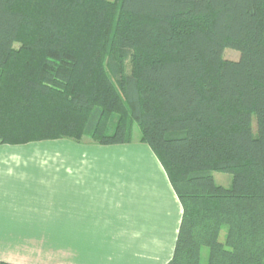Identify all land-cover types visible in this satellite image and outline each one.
<instances>
[{
  "label": "trees",
  "instance_id": "obj_1",
  "mask_svg": "<svg viewBox=\"0 0 264 264\" xmlns=\"http://www.w3.org/2000/svg\"><path fill=\"white\" fill-rule=\"evenodd\" d=\"M134 126L182 207L166 264H264V0H0V146Z\"/></svg>",
  "mask_w": 264,
  "mask_h": 264
},
{
  "label": "crops",
  "instance_id": "obj_2",
  "mask_svg": "<svg viewBox=\"0 0 264 264\" xmlns=\"http://www.w3.org/2000/svg\"><path fill=\"white\" fill-rule=\"evenodd\" d=\"M181 218L141 142L0 146V262L166 264Z\"/></svg>",
  "mask_w": 264,
  "mask_h": 264
},
{
  "label": "rangeland",
  "instance_id": "obj_3",
  "mask_svg": "<svg viewBox=\"0 0 264 264\" xmlns=\"http://www.w3.org/2000/svg\"><path fill=\"white\" fill-rule=\"evenodd\" d=\"M112 2H115L117 0H111ZM224 57L229 60H238L239 58V52L226 49L224 52ZM254 127H256L255 121H254ZM140 132L137 126L133 127V141L132 142H140ZM215 181L218 185H222L224 187H229L232 182V175L226 174V173H220L216 172L214 173ZM226 227L223 228L222 234H221V240H224V236L226 234ZM202 264H208V249L203 248L202 250Z\"/></svg>",
  "mask_w": 264,
  "mask_h": 264
}]
</instances>
